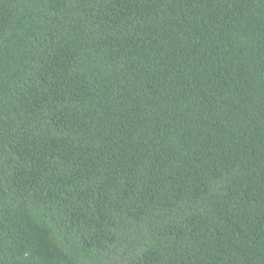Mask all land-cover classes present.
<instances>
[{"label": "trees", "instance_id": "trees-1", "mask_svg": "<svg viewBox=\"0 0 264 264\" xmlns=\"http://www.w3.org/2000/svg\"><path fill=\"white\" fill-rule=\"evenodd\" d=\"M0 264H264V0H0Z\"/></svg>", "mask_w": 264, "mask_h": 264}]
</instances>
